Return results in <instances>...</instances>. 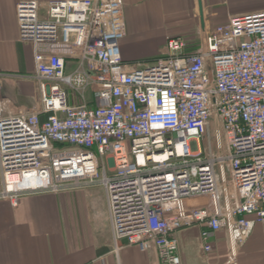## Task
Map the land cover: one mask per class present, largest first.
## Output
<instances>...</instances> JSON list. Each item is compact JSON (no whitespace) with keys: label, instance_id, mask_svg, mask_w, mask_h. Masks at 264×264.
Segmentation results:
<instances>
[{"label":"built area","instance_id":"obj_1","mask_svg":"<svg viewBox=\"0 0 264 264\" xmlns=\"http://www.w3.org/2000/svg\"><path fill=\"white\" fill-rule=\"evenodd\" d=\"M41 6L16 5L41 103L6 114L0 83V198L99 185L116 248L182 264L175 234L196 224L206 253L227 231L225 264H237L264 222V10L230 17L195 51L174 36L127 61L124 0Z\"/></svg>","mask_w":264,"mask_h":264},{"label":"crops","instance_id":"obj_2","mask_svg":"<svg viewBox=\"0 0 264 264\" xmlns=\"http://www.w3.org/2000/svg\"><path fill=\"white\" fill-rule=\"evenodd\" d=\"M20 1L0 0V83L6 114L34 111L41 103L39 83L33 77L32 44L19 37L16 5ZM37 1L44 14L52 0ZM202 2L204 26L198 0H124L126 34L120 42L124 60L145 61L154 55L149 52L152 42L162 35L160 51L174 36H182L187 50L195 51L214 29L207 11L218 0ZM202 231L195 224L175 234L182 264H225L231 252L227 231L210 237L208 253ZM236 260L237 264H264V222L256 223L250 237L236 247ZM0 264L161 263L155 249L141 251L125 242L115 247L105 190L94 185L23 195L15 206L0 198Z\"/></svg>","mask_w":264,"mask_h":264},{"label":"rangeland","instance_id":"obj_3","mask_svg":"<svg viewBox=\"0 0 264 264\" xmlns=\"http://www.w3.org/2000/svg\"><path fill=\"white\" fill-rule=\"evenodd\" d=\"M262 10H264V0H218V3L213 5L211 9L207 11V20L213 28L226 23L230 17L235 16L238 13L245 12L244 14H247ZM164 39L165 37L162 35L159 36L158 40L152 42L151 49H149L152 51L149 52L154 53V55L145 57V61L153 60L161 55L162 51H160L159 48L162 47ZM191 41H195V39Z\"/></svg>","mask_w":264,"mask_h":264},{"label":"water","instance_id":"obj_4","mask_svg":"<svg viewBox=\"0 0 264 264\" xmlns=\"http://www.w3.org/2000/svg\"><path fill=\"white\" fill-rule=\"evenodd\" d=\"M198 5H199V13H200L201 24H202V26H204L205 20H204V9H203L202 0H198Z\"/></svg>","mask_w":264,"mask_h":264}]
</instances>
